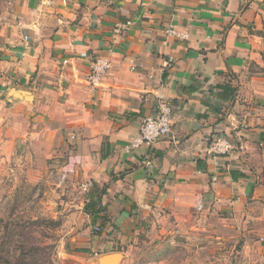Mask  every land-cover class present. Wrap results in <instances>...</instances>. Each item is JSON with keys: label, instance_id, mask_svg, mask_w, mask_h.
I'll use <instances>...</instances> for the list:
<instances>
[{"label": "crops", "instance_id": "obj_1", "mask_svg": "<svg viewBox=\"0 0 264 264\" xmlns=\"http://www.w3.org/2000/svg\"><path fill=\"white\" fill-rule=\"evenodd\" d=\"M9 3L0 139L47 158L65 152L61 169L73 185L104 189L92 222L99 230L86 238L94 255L118 251L127 264L132 246L191 241L192 229L197 243L231 244L243 229L250 244V212L264 219V0ZM99 55L111 68L90 87L89 62ZM162 101L173 110L169 132L128 149ZM218 137L231 143L228 153L211 151Z\"/></svg>", "mask_w": 264, "mask_h": 264}, {"label": "rangeland", "instance_id": "obj_2", "mask_svg": "<svg viewBox=\"0 0 264 264\" xmlns=\"http://www.w3.org/2000/svg\"><path fill=\"white\" fill-rule=\"evenodd\" d=\"M9 1L0 0V42L12 22ZM45 156L35 153L33 148L8 149L0 139V264H42L40 259L39 262H24L10 258V263L7 262L8 255L17 253L16 239L19 237L8 233L7 224L10 228L24 226L22 239L26 242L54 243L53 264H87L97 257L94 255L97 249L92 251L93 246L86 238L98 230L83 208L77 207L81 206V201L85 203L87 194L82 192L80 183L73 185L66 171L61 169L66 166L68 154L63 152L56 159ZM63 173L66 180L59 187L57 181ZM253 210L249 214L250 244L245 245L243 229L233 235L237 237L232 244L224 240L211 242L214 238L203 239V243L200 238L201 243H197L192 240H198V230L192 229L191 241L173 243L165 239L161 244L132 246L127 264H264V219H257L261 215L259 209L254 207ZM39 219L58 220L60 224L56 227L44 223L31 225L30 220ZM211 221L217 223L215 219ZM237 221L243 223V219ZM223 224L225 221L221 222V227ZM200 232L214 235L208 229ZM224 236L228 238L229 233ZM78 248H88L90 252L75 251Z\"/></svg>", "mask_w": 264, "mask_h": 264}, {"label": "built area", "instance_id": "obj_3", "mask_svg": "<svg viewBox=\"0 0 264 264\" xmlns=\"http://www.w3.org/2000/svg\"><path fill=\"white\" fill-rule=\"evenodd\" d=\"M129 21L118 23L114 28V33H123L128 26ZM167 32L171 35L187 38L188 34L186 32H181L175 28L167 29ZM26 38V37H25ZM111 68V60L107 55H99L91 59L89 62V69L86 74V81L90 87H96L102 78L109 72ZM173 118L172 107L165 103L159 102L157 106V112L154 116L146 117L142 120L139 126L138 134L132 138L128 144V149L136 148L140 145H150L154 141L165 136L169 130L171 121ZM232 148L231 143L225 138L218 137L212 144L211 151L216 154H226ZM141 164L146 167L152 168L153 162L148 156L141 158ZM66 174H61L57 181V186H62L65 183ZM92 183L90 181H84L80 184L83 193H88ZM99 230V227H95Z\"/></svg>", "mask_w": 264, "mask_h": 264}, {"label": "trees", "instance_id": "obj_4", "mask_svg": "<svg viewBox=\"0 0 264 264\" xmlns=\"http://www.w3.org/2000/svg\"><path fill=\"white\" fill-rule=\"evenodd\" d=\"M104 189L97 191H91L89 192L88 200L84 203L83 211L88 214L91 218V222H95L97 217H99V213L101 209H103L102 206H100L101 203V195L103 194ZM31 225L38 224V223H44L53 227H56L60 224L58 220L53 219H39V220H30ZM29 228L32 229L30 226ZM24 226L15 225L14 227L10 228L8 224L6 225V230L10 235H17L19 236L16 239V251L15 254L12 256V254L8 255L6 258L7 262L10 263V258H13L17 261H26V260H32V261H38L41 260L40 263H52L51 255L53 253V248L55 246L54 243H48V244H38L35 241L33 243H29L25 241V238L22 239L24 236ZM31 232V230H30ZM13 233V234H12ZM77 252H90V249L88 248H78L75 250Z\"/></svg>", "mask_w": 264, "mask_h": 264}, {"label": "water", "instance_id": "obj_5", "mask_svg": "<svg viewBox=\"0 0 264 264\" xmlns=\"http://www.w3.org/2000/svg\"><path fill=\"white\" fill-rule=\"evenodd\" d=\"M16 91H11L10 94H17ZM120 259V254L118 252L106 253L100 256H97L96 259L88 262L87 264H118Z\"/></svg>", "mask_w": 264, "mask_h": 264}]
</instances>
